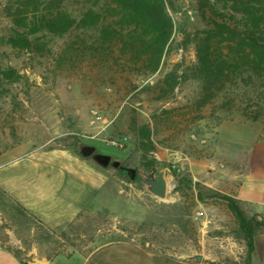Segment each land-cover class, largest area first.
<instances>
[{
    "label": "rangeland",
    "instance_id": "374dc122",
    "mask_svg": "<svg viewBox=\"0 0 264 264\" xmlns=\"http://www.w3.org/2000/svg\"><path fill=\"white\" fill-rule=\"evenodd\" d=\"M10 1L0 0V64L16 69L20 79L0 93V154L21 145L79 152L94 146L127 167L140 170L145 161H154L165 170L169 187L161 200L145 190L139 176L130 181L125 171L95 163L107 183L75 222L59 229L44 226L0 191V245L27 263L37 257L53 264H81L95 247L112 240L179 257L201 254L199 264H251L253 255L260 258L264 227L255 233L249 258L245 234L221 196L235 199L247 217L264 221V212L235 198L240 181L232 177L235 171H247L253 147L264 145V124L238 114L210 117L209 109L206 118L195 122L187 121L189 116L184 121L179 116L184 111L175 110L169 121L163 111L187 104L198 85L189 81L178 86L168 101L157 100L153 88L177 63L195 61L194 46L183 39L185 31L202 25L196 0H171L174 41L163 72L148 77L112 74L81 56L63 60L70 36L48 35L41 41L47 45L44 56L4 45L1 37L11 26ZM66 3L73 11L81 6L79 0ZM134 124L153 129L146 150L130 129ZM196 161H207L214 169L195 178ZM183 176L192 180L191 190L179 185Z\"/></svg>",
    "mask_w": 264,
    "mask_h": 264
},
{
    "label": "trees",
    "instance_id": "16d2710c",
    "mask_svg": "<svg viewBox=\"0 0 264 264\" xmlns=\"http://www.w3.org/2000/svg\"><path fill=\"white\" fill-rule=\"evenodd\" d=\"M79 3V10L73 11L66 0H11L7 6L11 26L1 41L19 52L44 56L47 45L41 41L48 35L70 36L62 53L67 62L81 56L88 64L101 63L102 70L110 73L148 77L163 72L176 30L171 0ZM195 8L202 25L185 31L183 39L194 46L195 61L177 63L153 88L157 100L162 101L173 99L176 88L189 81L196 83L198 90L187 104L163 114L169 120L171 112L184 111L179 116L184 121L189 116L187 121L195 122L206 118L209 109L210 117L218 112L238 114L264 124V0H196ZM19 79L16 69L0 64V93ZM130 129L143 150L152 145L149 125L134 124ZM143 165L152 167L155 162ZM178 183L190 190L194 186L185 176ZM198 197L202 199L200 192ZM221 197L245 234L250 258L255 233L264 227V221L247 217L235 199Z\"/></svg>",
    "mask_w": 264,
    "mask_h": 264
},
{
    "label": "crops",
    "instance_id": "0c3cea01",
    "mask_svg": "<svg viewBox=\"0 0 264 264\" xmlns=\"http://www.w3.org/2000/svg\"><path fill=\"white\" fill-rule=\"evenodd\" d=\"M195 178L213 170L196 161ZM92 160L69 148L28 149L25 145L0 154V191L41 224L59 229L77 220L107 183V175ZM233 178L240 183L235 198L258 213L264 212V145H255L249 169ZM53 264L52 260H49ZM251 264H264L252 256ZM0 264H30L10 248L0 245ZM81 264H199L190 256L153 252L139 243L116 240L95 247Z\"/></svg>",
    "mask_w": 264,
    "mask_h": 264
},
{
    "label": "water",
    "instance_id": "95a60500",
    "mask_svg": "<svg viewBox=\"0 0 264 264\" xmlns=\"http://www.w3.org/2000/svg\"><path fill=\"white\" fill-rule=\"evenodd\" d=\"M80 152L83 157H91L98 165L103 168L111 166L115 169H124L126 176L130 181H134L139 176L146 191L161 200L166 199L168 194L169 182L165 170L159 169L157 166H144L140 170L133 166H121L120 161L113 160L112 156L108 154L97 152L96 147L94 146H84L82 147ZM190 258H192L196 262H201L202 255L194 254ZM30 264H50V261L35 257L30 262Z\"/></svg>",
    "mask_w": 264,
    "mask_h": 264
},
{
    "label": "flooded vegetation",
    "instance_id": "af4514ba",
    "mask_svg": "<svg viewBox=\"0 0 264 264\" xmlns=\"http://www.w3.org/2000/svg\"><path fill=\"white\" fill-rule=\"evenodd\" d=\"M113 159V158H112Z\"/></svg>",
    "mask_w": 264,
    "mask_h": 264
}]
</instances>
